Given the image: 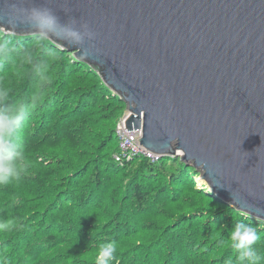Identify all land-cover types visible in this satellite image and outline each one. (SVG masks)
<instances>
[{
	"label": "water",
	"instance_id": "obj_1",
	"mask_svg": "<svg viewBox=\"0 0 264 264\" xmlns=\"http://www.w3.org/2000/svg\"><path fill=\"white\" fill-rule=\"evenodd\" d=\"M31 2L61 20L71 9L96 33L56 43L124 98L141 147L192 163L218 196L264 219V0Z\"/></svg>",
	"mask_w": 264,
	"mask_h": 264
},
{
	"label": "rangeland",
	"instance_id": "obj_2",
	"mask_svg": "<svg viewBox=\"0 0 264 264\" xmlns=\"http://www.w3.org/2000/svg\"><path fill=\"white\" fill-rule=\"evenodd\" d=\"M17 36L19 35L16 34L15 37ZM20 37L23 39L20 40V38H15L16 40H14V43L20 49L25 48L33 40L32 34L20 35ZM58 45L59 44L55 43L54 47L59 51L61 59L54 65L61 62L63 66V62L61 61L63 58L65 59L64 64H73V60L78 59L74 51L65 48L62 50V46H59V48ZM79 63L81 62L78 61L74 63L76 69L71 70L66 77H64L68 79L71 88L66 96L72 98L74 93H76V95L81 94L90 105L98 107V109L101 110L97 122L91 125L87 124L86 127H84V123L72 121V119L68 120V118L63 119L64 123L68 121L63 138L71 140V142H64V146H62L71 150V153L65 159L73 158L72 156L77 157L76 155L81 157L85 152H89V158L91 157L92 160H95L90 171L86 172L85 169L87 167L85 169L81 167V174L76 177H74V172L72 173L67 171L68 169H62L61 173L65 176L66 174H70L68 176L69 182H73V179L77 182L78 179H83V177L86 176V180L82 181V183L85 187L84 190L88 191L91 188L94 189L92 184L97 182L95 177L99 175L98 180L101 181L102 186L97 188V193L100 195L103 194L104 196L110 195L109 193H111L113 188L118 190L119 195L126 194L128 196L131 193H129V191L132 186L138 183L141 178H144L142 180L143 185L152 186L156 189L165 186L164 193L161 194L157 192L151 197V202L148 204V207H146L145 212L142 211L140 214L142 218L139 222L141 226L143 223L147 224V226H151L152 224L150 223L154 222V229L142 233L144 236H151L153 234L150 231H156L157 235L162 236L166 234L167 237H165V239H171L169 245L174 253L170 257V264H237L236 253L230 247L229 232L233 229L235 224L240 222L250 224L257 229L258 234L262 237L257 247L264 252V219L258 218L243 210H239L229 204L223 197L218 196L209 188L206 182L200 179L201 173L197 168L181 164L184 160H182L180 156H159L142 147L145 152H150L151 155H147L143 152L132 153L134 155L132 158L135 160L131 168L127 171L122 170V167L114 165L113 162L109 161V152L113 150L115 145L120 146L121 144L117 130L119 129L121 133L125 132L127 129L126 120L130 117L132 112L129 110L124 98L105 83H102L99 77L100 75L97 72L95 74L94 69H91L93 72L89 71V73L79 71ZM25 70L27 71L26 67L13 63L11 66L9 64L0 68V72L4 71L5 75L11 76L8 80L19 76V74L25 72ZM2 82L4 86L7 87L6 83H4L5 81L3 80ZM81 84H93L92 87L94 89L91 88L90 90L78 93L76 87ZM76 98H80V96ZM73 102L77 104L74 99ZM83 128H85L86 132H84V140H82L81 137L78 138V133L79 131L81 132ZM28 130H31V128H28ZM112 130L115 131L113 132ZM132 132L139 142L138 139L141 136V130H133ZM62 133L63 132L60 131L57 135L62 137ZM76 134L77 136H75ZM27 137H30L29 134L24 135L23 141L25 143L27 140H32ZM50 141L52 146L59 143V140L54 137H51L49 139V142ZM26 156V163L30 168V170H26V173H30L34 177L27 179L24 175L20 181L13 182L9 186H15L22 196L30 199L40 196V192H46L50 186L49 181L52 179L50 174L51 171H47V164H45L43 157L39 155L30 156L28 154H26ZM142 157L156 160V167H154L155 172L152 175H141L138 177V171L142 168ZM189 164L192 163H188V165ZM96 165L98 166L97 168ZM54 168L58 169V167L55 166ZM185 172L189 174L187 175L188 178L184 177ZM170 175H172V179H170ZM178 178H185V181L176 183ZM5 191L6 189L4 187H0V206L3 205V203L6 205V203H8V198L14 200L17 196L16 194H11V196L8 197ZM116 199L118 198L116 197ZM113 202L110 203V209L108 211L107 209L102 211V207L95 209L93 212L95 222L98 218L100 220L105 219L106 211L108 213L114 212V208L112 207L114 204ZM5 215L8 217L7 213H5ZM9 219L12 220V218ZM11 220L7 221L3 217L4 228L3 223H0V264H10L11 261H13L11 264H23V262H27V264H69L68 262L72 261L71 258L74 256L73 253H77L75 247L82 248V254L88 252L92 253L91 258H87V255L81 257L83 261L89 264L90 260L95 259L97 249L88 250L92 241L89 239L80 241L81 236H86L84 234L85 230L89 231V233H93V231L97 230L98 233H96V236H98V238L101 236H109L107 235L108 230H110L108 224H111L103 222L104 224H102L98 230L91 229V227L88 229L85 228L83 220H79L80 222L71 221V223L61 228L59 232L56 231L52 234V236H58L56 238L60 242V245H58L57 242L58 246L56 245L53 249L47 251L46 254L38 256L39 253L36 251L34 253H28L25 252L26 249H24V251L19 252L18 242L21 240H19V237L48 235L43 233L39 228L33 232L28 229H20L21 227L15 229L16 218ZM122 245H124V243H122ZM144 253H146V251ZM14 254L17 255L16 260Z\"/></svg>",
	"mask_w": 264,
	"mask_h": 264
},
{
	"label": "trees",
	"instance_id": "obj_3",
	"mask_svg": "<svg viewBox=\"0 0 264 264\" xmlns=\"http://www.w3.org/2000/svg\"><path fill=\"white\" fill-rule=\"evenodd\" d=\"M15 38H20V40L23 39L20 35ZM15 38L14 40H16ZM59 46L61 45H58V47ZM61 49L63 50L64 47L62 46ZM64 60V58L61 60L63 66L61 62L53 65L56 76L55 85L47 93L41 106L29 114L25 127L20 133V139L25 146L26 154L43 157L45 164H47V171H51L52 180L49 181L50 186L46 192H40V196L30 199L22 196L15 186H0L6 189L5 192L8 194V197H10L11 194H16L18 196H16L14 200L8 198V203H6V205L3 203V205L0 206V223H3L4 228L3 217L7 221L11 220L9 218H12V220L16 218L15 229L21 227L20 229H28L33 232L39 228L43 233L48 235L19 237V240L21 239L18 242L19 252L24 251V249H26L25 252L28 253H34L36 251L39 253L38 256L44 255L47 251L53 249L57 245V242L58 245H60V242L56 238L58 236H52V234L56 231L59 232L61 228L71 223V221L83 220L85 228L88 229L91 227V229L98 230L102 224L111 223L108 224L110 230H108L107 235L109 236H101L98 238V236H96V233H98L97 230L93 231V233H89V231L85 230L84 234L86 236H81L80 241L83 239L91 240L92 244L88 247V250H94V248L97 249L100 242L115 240L117 245H121L117 246L118 255L116 259L118 264H170V257L174 253L169 245L171 239H165V237H167L166 234L162 236L157 235L156 231H150L153 234L151 236H144L142 233L154 229V222L150 223L153 226H147L145 223L141 226L139 222L142 218L140 214L142 211L145 212L146 207H148V204L151 202V197L157 192L161 194L164 193L165 186L156 189L152 186L143 185L142 180L144 178H141L138 183L132 186L129 191V193H131L128 196L126 194L119 195L118 190L114 188L111 193H109L110 195L104 196L103 194L100 195L97 193V188L102 186L101 181L98 180L99 175L95 177L97 182L92 184L94 189L91 188L86 191L82 183V181L86 180V176H84L83 179H78L77 182H75L74 179L73 182H69L68 176L70 174H66L65 176L61 173L62 169H68L67 171L74 172V177L79 176L81 174V167H84L83 169L87 167L85 169L86 172L90 171L95 161L92 160L91 157L89 158V152H85L81 157L76 155L77 157L72 156L73 158L65 159L69 156L71 150L62 146H64V142H71V140L63 138L66 124H68V121L64 123L63 119L68 118V120L72 119V121L84 123V127H86L87 124L91 125L97 122L101 110L98 109V107L90 105L81 94L76 95V93H74L72 98L66 96L71 88L68 79L64 77H66L71 70L76 69L74 63L78 61L81 62L79 63V71L89 73V71H92L94 68L79 59L73 60V64H64ZM9 64L11 66L12 63L0 65V68ZM96 72L97 71L94 70L95 74ZM3 73L4 71L0 72V87L9 89L13 99H23L30 96L32 92V78L29 75L28 69L10 80L8 79L11 78V76ZM99 77L102 83H104L102 76L100 75ZM3 80L7 87L4 86ZM92 85L93 84H81L76 88L78 89V93H80L90 90L91 88L94 89ZM77 96H80V98H76ZM73 99L77 104H74ZM28 128H31V130H28ZM60 131L63 132L62 137L57 135ZM112 131L114 132L115 130ZM84 132L85 128H83L81 132L79 131L78 138L81 137L82 140H84ZM25 134H29L30 137L27 138L32 140H27L25 143L23 141ZM75 136H77V134ZM51 137L58 139L59 143L52 146L51 141L49 142ZM132 156H134L132 153H128L123 150L121 146L115 145L113 150L109 152L108 159L110 162H113L114 165L122 167V170L127 171L131 168L135 160ZM117 158H119V160ZM142 158V168L138 171V177L141 175H152L155 172L154 167H156V160L147 157ZM181 164L195 167L193 164L188 165L185 161H182ZM54 166L58 167V169L54 168ZM97 167L96 165V168ZM27 170H30V168L27 167ZM184 174V177L188 178L187 175L189 174L186 172ZM25 177L29 179L34 176L30 173H26ZM170 179H172V175H170ZM181 181H185V178H178L176 183H180ZM116 197L118 199H116ZM111 202L114 203L112 206L114 212L108 213L107 211L110 209L109 205ZM25 204L27 205L24 206ZM100 207H102V211L107 209L105 212L106 218L103 220L98 218L95 222L93 212ZM5 213L8 214V217H6ZM122 243H124V245H122ZM75 250L77 253H73L74 256L71 258L72 261L68 263L87 264L81 257L87 255V258H91L92 253L88 252L82 254L83 250L80 247H75ZM145 251L146 253H144ZM16 259L17 255H15V260ZM11 263H13V261H11L10 264ZM23 264H27V262H23ZM89 264H94V259L90 260Z\"/></svg>",
	"mask_w": 264,
	"mask_h": 264
},
{
	"label": "clouds",
	"instance_id": "obj_4",
	"mask_svg": "<svg viewBox=\"0 0 264 264\" xmlns=\"http://www.w3.org/2000/svg\"><path fill=\"white\" fill-rule=\"evenodd\" d=\"M63 11L65 20L46 3L10 0L0 14V65L25 66L32 78V92L23 99H13L9 89L0 87V186L18 182L26 174V149L20 133L29 114L41 106L55 85L53 65L61 59L55 43L84 46L96 38L87 22L71 15V9ZM18 29H26L33 35L32 42L23 49L14 43ZM82 50L87 54L86 47ZM261 240L254 226L235 224L229 232V241L237 264H264V252L257 247ZM117 252L115 240L100 242L94 264H118Z\"/></svg>",
	"mask_w": 264,
	"mask_h": 264
},
{
	"label": "built area",
	"instance_id": "obj_5",
	"mask_svg": "<svg viewBox=\"0 0 264 264\" xmlns=\"http://www.w3.org/2000/svg\"><path fill=\"white\" fill-rule=\"evenodd\" d=\"M117 134L121 140V148L128 153H137V152H143L147 155H151L150 152H145L142 147L140 146V143L137 141V138L135 134L132 131L125 130L124 133H121L119 129L117 130ZM155 156V155H154ZM119 160V158H117Z\"/></svg>",
	"mask_w": 264,
	"mask_h": 264
}]
</instances>
